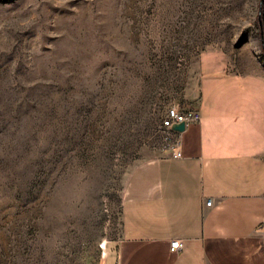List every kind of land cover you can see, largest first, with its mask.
<instances>
[{"label": "rangeland", "instance_id": "rangeland-1", "mask_svg": "<svg viewBox=\"0 0 264 264\" xmlns=\"http://www.w3.org/2000/svg\"><path fill=\"white\" fill-rule=\"evenodd\" d=\"M203 53L264 73V0H0V264H113Z\"/></svg>", "mask_w": 264, "mask_h": 264}, {"label": "crops", "instance_id": "crops-1", "mask_svg": "<svg viewBox=\"0 0 264 264\" xmlns=\"http://www.w3.org/2000/svg\"><path fill=\"white\" fill-rule=\"evenodd\" d=\"M224 67L199 59L200 121L180 134L181 157L129 175L113 264H264V73Z\"/></svg>", "mask_w": 264, "mask_h": 264}, {"label": "built area", "instance_id": "built-area-1", "mask_svg": "<svg viewBox=\"0 0 264 264\" xmlns=\"http://www.w3.org/2000/svg\"><path fill=\"white\" fill-rule=\"evenodd\" d=\"M200 121V113L197 109L179 111L176 107L170 108L165 118L162 121L161 127L163 134L165 135V144L162 147V152H167L173 159H179L181 157L180 151V134L171 130L173 124L183 123L184 127L191 124L198 123ZM212 200L205 202L206 207H210ZM182 248L180 240H172L169 245L170 252H178Z\"/></svg>", "mask_w": 264, "mask_h": 264}, {"label": "water", "instance_id": "water-1", "mask_svg": "<svg viewBox=\"0 0 264 264\" xmlns=\"http://www.w3.org/2000/svg\"><path fill=\"white\" fill-rule=\"evenodd\" d=\"M171 130L177 133H182L185 130V127L183 123L173 124Z\"/></svg>", "mask_w": 264, "mask_h": 264}]
</instances>
